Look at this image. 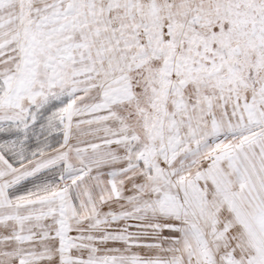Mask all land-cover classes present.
Returning <instances> with one entry per match:
<instances>
[{"label":"snow or ice","instance_id":"snow-or-ice-1","mask_svg":"<svg viewBox=\"0 0 264 264\" xmlns=\"http://www.w3.org/2000/svg\"><path fill=\"white\" fill-rule=\"evenodd\" d=\"M0 264H264V0H0Z\"/></svg>","mask_w":264,"mask_h":264}]
</instances>
